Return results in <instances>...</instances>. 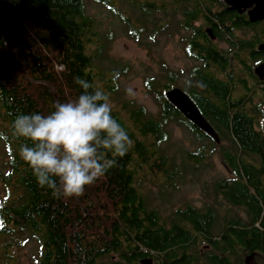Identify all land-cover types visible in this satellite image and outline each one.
Here are the masks:
<instances>
[{"label":"trees","instance_id":"1","mask_svg":"<svg viewBox=\"0 0 264 264\" xmlns=\"http://www.w3.org/2000/svg\"><path fill=\"white\" fill-rule=\"evenodd\" d=\"M84 1L0 0V132L9 135L8 141L0 140L4 155L0 184L5 193L0 200V264H15L16 252L34 239L39 251L35 264H103L100 261L109 259L114 250L120 256L122 251L121 257L127 262L155 251L163 264H190L187 251L198 250L209 241L206 236L214 225L213 215L185 204L165 220L148 202L142 184L144 171L166 174L168 169L167 157L160 149L167 140L166 123L176 121L198 141L217 145L166 100L165 92L176 86L174 74L162 84L155 79L145 82L157 100L160 119L131 102L113 109L114 118L127 130L133 146L118 158L117 167L86 187L80 197L56 199L50 189L40 188L18 155L20 141L10 136V113L46 114L57 102L75 99L82 91L75 77L106 90L111 100L116 95L115 75L98 66L107 52L110 32L101 33L97 21L86 13ZM92 2L112 14L121 3L142 17L162 13L176 19L177 27L189 34L184 40L185 54L203 64L191 72L193 81L220 104L199 92L200 87L181 91L191 98L220 142H228L221 160L232 177L228 183L223 180L215 185L230 203L223 227L228 250L231 256L237 247L246 253L263 254V112L259 107L253 112L246 104L241 108L240 104L228 103L230 83L218 81L213 74L225 72L228 57L238 58L246 47L247 42L234 38L233 31L242 27L253 30L248 16L231 13L222 0ZM127 26L126 34L139 41L143 27ZM208 28L216 40L228 44L227 50L210 40ZM257 28L264 33V23ZM211 66L217 71L211 73ZM204 153L202 147L188 158L200 164ZM176 176L172 169L165 175V183ZM238 209L244 212L245 220L237 215ZM178 251L182 252L180 257Z\"/></svg>","mask_w":264,"mask_h":264},{"label":"rangeland","instance_id":"2","mask_svg":"<svg viewBox=\"0 0 264 264\" xmlns=\"http://www.w3.org/2000/svg\"><path fill=\"white\" fill-rule=\"evenodd\" d=\"M84 3L86 13L97 21L101 33L110 32L107 52L98 66L116 77L118 89L111 100L113 109H119L122 102H131L143 106L147 113L160 119L157 100L148 92L145 82L155 79L162 84L170 74L175 75L176 88L198 89L191 70L199 64L186 56L184 40L189 34L177 27L176 19L162 13L142 17L125 3L117 5L116 14L92 0H85ZM129 23L143 27L144 32L139 41L126 34ZM220 48L225 49L224 46ZM129 88L131 94L127 91ZM164 129L167 140L160 149L168 160L166 174L174 169L177 176L167 184L165 173L144 171L142 184L148 194V202L160 210L165 220L170 219L174 210L185 204L199 210L212 208L222 217V200L213 196L216 194L213 189L218 182L228 179L221 160V153L228 142L224 140L218 145L200 142L176 121L166 123ZM202 147L205 158L200 164L192 162L194 159H189V155L197 153ZM3 156L0 144V173L4 172ZM4 196L0 184V200ZM237 215L245 218L240 211ZM38 253L36 239L29 241L22 250L16 252L15 264H35ZM103 262L108 264L111 261L109 258Z\"/></svg>","mask_w":264,"mask_h":264},{"label":"clouds","instance_id":"3","mask_svg":"<svg viewBox=\"0 0 264 264\" xmlns=\"http://www.w3.org/2000/svg\"><path fill=\"white\" fill-rule=\"evenodd\" d=\"M74 82L81 93L73 100L57 102L46 114L10 113V136L20 141V159L38 186L50 189L56 199L82 196L86 187L117 167L118 158L133 146L127 130L112 114L106 90L80 77ZM0 140L8 141L9 135L0 132Z\"/></svg>","mask_w":264,"mask_h":264},{"label":"flooded vegetation","instance_id":"4","mask_svg":"<svg viewBox=\"0 0 264 264\" xmlns=\"http://www.w3.org/2000/svg\"><path fill=\"white\" fill-rule=\"evenodd\" d=\"M231 13H235L239 16L247 17V11L242 12L241 14H238L236 12H231ZM262 23L264 22H257L251 24L252 27L255 28V29L253 28V30L252 29L249 30L246 27L245 28L242 27L239 29H235L233 31V37L236 39H242L243 41L247 42V45L244 48V50L239 53L238 58L233 56L228 57L225 72L213 73L212 71L216 70V67L211 66L209 68H210V72L214 74L215 78L218 81H222L224 83H228V82L230 83L232 92H230V94L227 97L228 103H234L235 105L240 104L241 108L244 107V105L246 104L248 105L249 109H251V111L253 112H257L258 110L256 109V107L260 106L259 111L262 110L263 120H264V80H260L254 74V68L256 66L264 65V51L259 50V46L261 44H264V33H261V31L258 30L257 28L259 25H262ZM205 29L206 28L203 27V30ZM208 30L210 29L208 28ZM209 38L212 42L216 44V46L218 47L224 46L225 48L224 50H227L229 48L226 42H222V43L219 42L213 37V34L212 36H209ZM256 60L257 63H255ZM195 62H197L200 68H202L203 65L201 63L202 61H195ZM196 68L197 67H193L191 71L194 72ZM199 87H200L199 92H202L203 94L207 95V93L203 91V88L201 86ZM207 96L209 97L210 95ZM210 98L215 105L218 106V104H220L219 100L214 96L212 97L211 95ZM263 124L264 121L262 123V126ZM227 174H228V179L224 181L226 183H228L229 179L232 177L229 171H227ZM218 189H219L218 186H214L213 191L214 192L216 191V194H214L213 196L215 197L218 196L222 200V210L224 215L222 217H219L218 213L214 211L212 208L200 210L202 212L208 210V213L213 215L214 225L211 229L210 234L206 236L209 239V241L201 245L198 250L187 251V254L190 256L189 263L190 264H264V255H263L264 253L262 254L260 251H252L246 253L243 252L242 248L237 247L235 248L236 251L231 256L230 254L231 250L230 251L228 250V238L223 231L224 222L228 218L227 214H228V209L230 208V203L227 198H224L223 196L224 191L222 190L223 192L220 194V192H218ZM236 211L238 213L240 209ZM240 212L245 216L243 211ZM242 219L245 220L246 218H242ZM178 254H179L178 257H180L182 252L178 251L177 255ZM121 256H122V251H121ZM121 256L117 253V250H114L113 254L110 255L111 262H109L108 264H163L160 260L159 253L155 251L152 252L151 256L150 254H148V256H142V257L138 256L135 257L131 262L125 261V259H123V257ZM103 261H100V263L104 264Z\"/></svg>","mask_w":264,"mask_h":264},{"label":"water","instance_id":"5","mask_svg":"<svg viewBox=\"0 0 264 264\" xmlns=\"http://www.w3.org/2000/svg\"><path fill=\"white\" fill-rule=\"evenodd\" d=\"M222 2L227 6V10L230 12L241 14L247 11L248 21L251 24L264 22V0H222ZM206 33L212 36L210 30H207ZM259 50L264 51V44L259 46ZM254 74L260 80H264V65L256 66L254 68ZM164 96L168 103L175 108L187 122L213 140L217 145L220 143L218 134L201 115L189 96L178 88L167 91ZM262 130L264 133V124Z\"/></svg>","mask_w":264,"mask_h":264}]
</instances>
